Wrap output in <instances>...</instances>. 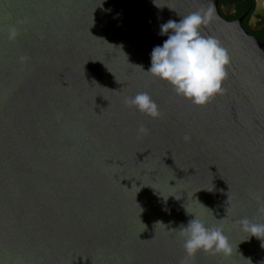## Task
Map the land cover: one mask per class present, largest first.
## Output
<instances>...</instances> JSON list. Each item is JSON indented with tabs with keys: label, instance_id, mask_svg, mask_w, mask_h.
<instances>
[{
	"label": "water",
	"instance_id": "95a60500",
	"mask_svg": "<svg viewBox=\"0 0 264 264\" xmlns=\"http://www.w3.org/2000/svg\"><path fill=\"white\" fill-rule=\"evenodd\" d=\"M156 4L0 0V264H181L186 209L233 247L189 264L264 262L239 224L264 223V51L217 0ZM209 8L230 63L198 107L145 71L162 23Z\"/></svg>",
	"mask_w": 264,
	"mask_h": 264
},
{
	"label": "clouds",
	"instance_id": "9594fccd",
	"mask_svg": "<svg viewBox=\"0 0 264 264\" xmlns=\"http://www.w3.org/2000/svg\"><path fill=\"white\" fill-rule=\"evenodd\" d=\"M153 2L156 4V0ZM211 16L212 9L209 8L206 11L202 9L192 12L179 20L169 19L162 23L159 35L167 36V39L162 45L153 48L151 66L147 71L143 69L154 78L168 83L176 95L198 107L207 106L223 92L230 63L229 55L220 42L212 36L202 34V28ZM17 34V29L11 28L9 39H15ZM125 102L150 118L158 119L161 116L158 105L147 92H138L135 96L128 97ZM139 132L146 134L148 129L141 126ZM260 211L264 212V207ZM186 212L194 218L189 219L186 225L182 223L179 229H173L179 231L183 237L185 258L181 264H189L200 252L224 257L232 254V244L221 225L209 226L195 213H190L187 209ZM160 223L162 222H157ZM239 224L248 234V240L256 237L264 247V223H255L245 218Z\"/></svg>",
	"mask_w": 264,
	"mask_h": 264
},
{
	"label": "flooded vegetation",
	"instance_id": "af4514ba",
	"mask_svg": "<svg viewBox=\"0 0 264 264\" xmlns=\"http://www.w3.org/2000/svg\"><path fill=\"white\" fill-rule=\"evenodd\" d=\"M223 18L239 25L264 51V0H217Z\"/></svg>",
	"mask_w": 264,
	"mask_h": 264
}]
</instances>
